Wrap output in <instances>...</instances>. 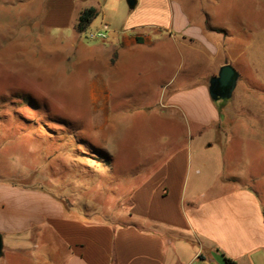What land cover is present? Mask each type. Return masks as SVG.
<instances>
[{
	"label": "crops",
	"instance_id": "crops-1",
	"mask_svg": "<svg viewBox=\"0 0 264 264\" xmlns=\"http://www.w3.org/2000/svg\"><path fill=\"white\" fill-rule=\"evenodd\" d=\"M112 2L0 0L18 24L0 26L12 39L71 34L68 48L94 63L87 91L99 129L109 128L124 159L127 142L140 143L124 221L94 220L49 190L0 180V264H264V128H235L246 121L209 92L230 64L248 97L246 65H234L264 40L255 27L260 0H136L120 22ZM91 8L98 16L89 33L109 27L106 40H92L98 45L85 44L78 29Z\"/></svg>",
	"mask_w": 264,
	"mask_h": 264
},
{
	"label": "rangeland",
	"instance_id": "rangeland-1",
	"mask_svg": "<svg viewBox=\"0 0 264 264\" xmlns=\"http://www.w3.org/2000/svg\"><path fill=\"white\" fill-rule=\"evenodd\" d=\"M112 1L107 8L120 22L130 13L128 0L122 7L117 0ZM260 4L255 27L264 36V0ZM97 16L82 32L87 45L100 44L89 39ZM14 19L12 12H3L0 7V26L13 23L16 28ZM70 36L59 31L36 32L18 41L6 29L0 30V180L22 181L25 187L49 190L78 214L91 213L94 220L124 221L131 205L126 197L137 186L131 173L140 143L137 138L127 142L132 150L124 159L126 151L118 148L109 128L99 129L102 117L94 111L97 107L87 91L94 63L68 48L74 40ZM238 59L234 66L246 65L248 97L240 96L239 87L231 99L218 103L228 105L229 111L246 121L235 128L246 125L262 130L264 40H259L256 49L247 48ZM241 136L234 139V145H241ZM259 144L264 145V134ZM213 146L212 155H220V146ZM116 150L117 158L113 157ZM242 158L247 163V156ZM260 185L264 188V181ZM261 196L264 204V191Z\"/></svg>",
	"mask_w": 264,
	"mask_h": 264
},
{
	"label": "water",
	"instance_id": "water-1",
	"mask_svg": "<svg viewBox=\"0 0 264 264\" xmlns=\"http://www.w3.org/2000/svg\"><path fill=\"white\" fill-rule=\"evenodd\" d=\"M136 0H128V6L130 9H134ZM239 73L230 64L221 67L217 76L211 78L209 83L210 96L214 101L217 100H229L232 98L234 91L237 87L239 80ZM4 243L3 237L0 234V257L3 254Z\"/></svg>",
	"mask_w": 264,
	"mask_h": 264
},
{
	"label": "trees",
	"instance_id": "trees-1",
	"mask_svg": "<svg viewBox=\"0 0 264 264\" xmlns=\"http://www.w3.org/2000/svg\"><path fill=\"white\" fill-rule=\"evenodd\" d=\"M96 15H97V12L93 8L84 11L79 18V23H78L79 31L81 32L85 31L87 26L91 23V21L93 20V18H95ZM14 184H18V185L21 184L20 186L24 187L26 183H23L22 181H20L19 183L15 182ZM226 261L229 264H236V263H233L230 259H226Z\"/></svg>",
	"mask_w": 264,
	"mask_h": 264
},
{
	"label": "built area",
	"instance_id": "built-area-1",
	"mask_svg": "<svg viewBox=\"0 0 264 264\" xmlns=\"http://www.w3.org/2000/svg\"><path fill=\"white\" fill-rule=\"evenodd\" d=\"M108 32H109L108 25L107 24H103L101 30L90 34L89 38L91 40H100V41L103 40L104 41V40L107 39Z\"/></svg>",
	"mask_w": 264,
	"mask_h": 264
}]
</instances>
